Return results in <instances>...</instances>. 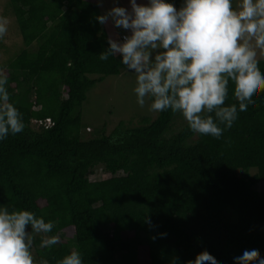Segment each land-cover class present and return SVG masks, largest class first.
Instances as JSON below:
<instances>
[{"label":"trees","instance_id":"obj_1","mask_svg":"<svg viewBox=\"0 0 264 264\" xmlns=\"http://www.w3.org/2000/svg\"><path fill=\"white\" fill-rule=\"evenodd\" d=\"M9 2L25 49L3 71L25 129L0 142V205L54 223L51 233L33 234L36 260L58 264L73 250L84 264H187L205 250L219 264L245 249L264 256V93L220 139L192 133L187 121L173 134L171 111L86 139L89 92L124 68L119 56L99 59L110 36L95 20L100 7ZM232 88L226 105L238 103ZM98 167L110 177L91 181ZM51 236L59 244L41 248ZM134 241L135 256L119 259L118 247Z\"/></svg>","mask_w":264,"mask_h":264},{"label":"clouds","instance_id":"obj_2","mask_svg":"<svg viewBox=\"0 0 264 264\" xmlns=\"http://www.w3.org/2000/svg\"><path fill=\"white\" fill-rule=\"evenodd\" d=\"M114 6L95 16L98 24L121 30L107 37L108 47L101 61L120 57L119 64L135 76L133 89L143 108L151 100L153 112L180 113L190 131L220 139L231 129L240 113L255 107L264 93V73L258 51L264 52V0H128V6ZM103 7V0H97ZM9 20L0 16V40L8 32ZM238 103L226 105L229 84ZM8 76L0 70V142L25 129L23 115L10 100ZM223 125V127H221ZM143 222L151 230L150 216ZM54 223L45 222L28 210L0 205V264H49L36 260L31 252L34 233H51ZM161 238L166 233L159 234ZM58 236L43 239L40 247L59 244ZM58 264H84L73 250ZM172 264H179L174 257ZM187 264H219L208 251ZM233 264H264L258 249H245L233 257Z\"/></svg>","mask_w":264,"mask_h":264},{"label":"rangeland","instance_id":"obj_3","mask_svg":"<svg viewBox=\"0 0 264 264\" xmlns=\"http://www.w3.org/2000/svg\"><path fill=\"white\" fill-rule=\"evenodd\" d=\"M97 2V0H93ZM142 0H138V3ZM239 0H234V7L238 5ZM113 0H103V7H100L101 14L113 7ZM115 6H128V0H119ZM0 16H5L9 20L8 32L5 37L0 40V67L16 58L24 49L22 36L18 30L16 19L11 12L9 0H0ZM104 29L110 36H115L117 32L123 35L121 30L104 25ZM35 47V46H34ZM258 60L264 61V52L258 51ZM135 76L129 74L124 68L119 76L108 77L101 84L97 85L89 92L88 100L83 106V122L93 132L85 133L86 139L98 136L102 128H106V134L114 130L121 122H130L129 127L139 125L140 118L150 117L155 120L159 112L150 110L151 100L146 98L145 106L141 108L136 102V95L133 89L136 86ZM182 114L178 113L171 132L178 133L185 123ZM170 132V134H171ZM254 171V170H252ZM254 174V172H251ZM110 174L103 168L98 167L91 174V181L106 180ZM137 242H131L128 245L120 246L117 250L119 259L130 261L136 251ZM34 258V252H32Z\"/></svg>","mask_w":264,"mask_h":264}]
</instances>
